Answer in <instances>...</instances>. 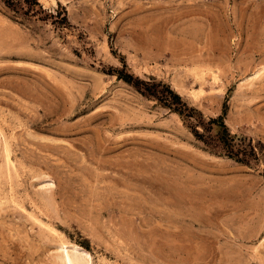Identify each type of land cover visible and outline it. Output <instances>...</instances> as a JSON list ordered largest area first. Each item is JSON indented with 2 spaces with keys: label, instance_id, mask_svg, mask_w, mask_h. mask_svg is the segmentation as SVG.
Here are the masks:
<instances>
[{
  "label": "rangeland",
  "instance_id": "374dc122",
  "mask_svg": "<svg viewBox=\"0 0 264 264\" xmlns=\"http://www.w3.org/2000/svg\"><path fill=\"white\" fill-rule=\"evenodd\" d=\"M117 72L264 146V0H0V264H264V163Z\"/></svg>",
  "mask_w": 264,
  "mask_h": 264
},
{
  "label": "trees",
  "instance_id": "16d2710c",
  "mask_svg": "<svg viewBox=\"0 0 264 264\" xmlns=\"http://www.w3.org/2000/svg\"><path fill=\"white\" fill-rule=\"evenodd\" d=\"M1 1L10 5L12 0ZM122 63L126 67L125 62ZM117 78L133 86L141 94L154 98L164 108L176 113L195 140L207 150L246 166L264 163L263 144L254 143L250 138L240 137L229 132L224 123V107L223 116L206 120L201 112L188 106L177 94H172V96L164 94L160 90L162 86L160 82H146L132 74H123L122 72H117Z\"/></svg>",
  "mask_w": 264,
  "mask_h": 264
},
{
  "label": "bare ground",
  "instance_id": "6f19581e",
  "mask_svg": "<svg viewBox=\"0 0 264 264\" xmlns=\"http://www.w3.org/2000/svg\"><path fill=\"white\" fill-rule=\"evenodd\" d=\"M65 248H67V247H65ZM70 251H71V250H70ZM66 254H67V253H66ZM71 256H72V255H71ZM74 258H75V257H74ZM83 259H84V258H83ZM73 260H74V259H71V258H70V255H66V256H65V261H66L67 264H75ZM78 263H79V262H78Z\"/></svg>",
  "mask_w": 264,
  "mask_h": 264
}]
</instances>
